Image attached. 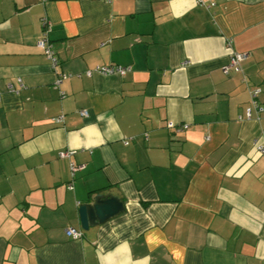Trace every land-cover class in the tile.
<instances>
[{"label":"crops","instance_id":"obj_1","mask_svg":"<svg viewBox=\"0 0 264 264\" xmlns=\"http://www.w3.org/2000/svg\"><path fill=\"white\" fill-rule=\"evenodd\" d=\"M0 93V264H264V0H0Z\"/></svg>","mask_w":264,"mask_h":264},{"label":"built area","instance_id":"obj_2","mask_svg":"<svg viewBox=\"0 0 264 264\" xmlns=\"http://www.w3.org/2000/svg\"><path fill=\"white\" fill-rule=\"evenodd\" d=\"M44 25V32L42 36V40L38 43V46L43 49L48 57L51 60L53 68H56L58 64V60L54 55V51L52 50V46L49 43V32L51 30L49 24L47 22L43 23ZM248 58V54L246 53H235V52H230L229 56V62L226 65L224 71L227 73L231 69H234L235 71L239 72L241 71V63L244 62ZM129 71V68L127 67H122V66H105V67H97L94 72L101 73L103 75H119V76H124L127 72ZM92 72H88L87 75H91ZM70 75H61L60 79L58 80V84L61 83L64 79L69 78ZM259 89H255L251 92V97H252V103L253 105L257 106V98L260 94ZM0 99H1V93H0ZM82 116H86L87 112H82ZM248 118L251 116V112L249 111L247 114ZM56 121L61 122L62 118L56 119ZM128 144V143H126ZM257 153L259 155L264 154V146H258L257 147ZM71 153L67 152H62L59 154L60 157H66L70 156ZM70 189H72V186H69ZM67 235L69 238L74 239V240H79L82 238V232L80 230H77L75 228H69L67 230Z\"/></svg>","mask_w":264,"mask_h":264},{"label":"water","instance_id":"obj_3","mask_svg":"<svg viewBox=\"0 0 264 264\" xmlns=\"http://www.w3.org/2000/svg\"><path fill=\"white\" fill-rule=\"evenodd\" d=\"M125 211V205L119 196L98 193L92 203L82 204L79 208L81 229L104 225Z\"/></svg>","mask_w":264,"mask_h":264},{"label":"trees","instance_id":"obj_4","mask_svg":"<svg viewBox=\"0 0 264 264\" xmlns=\"http://www.w3.org/2000/svg\"><path fill=\"white\" fill-rule=\"evenodd\" d=\"M50 33V32H49Z\"/></svg>","mask_w":264,"mask_h":264}]
</instances>
